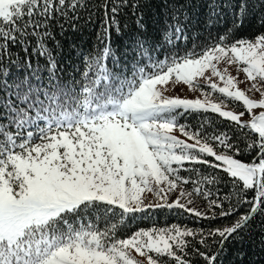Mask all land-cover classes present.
<instances>
[{
	"label": "snow or ice",
	"instance_id": "1",
	"mask_svg": "<svg viewBox=\"0 0 264 264\" xmlns=\"http://www.w3.org/2000/svg\"><path fill=\"white\" fill-rule=\"evenodd\" d=\"M0 264H264V0H0Z\"/></svg>",
	"mask_w": 264,
	"mask_h": 264
},
{
	"label": "trees",
	"instance_id": "2",
	"mask_svg": "<svg viewBox=\"0 0 264 264\" xmlns=\"http://www.w3.org/2000/svg\"><path fill=\"white\" fill-rule=\"evenodd\" d=\"M161 222H163V218H161Z\"/></svg>",
	"mask_w": 264,
	"mask_h": 264
}]
</instances>
